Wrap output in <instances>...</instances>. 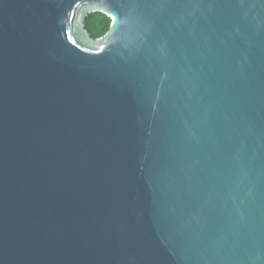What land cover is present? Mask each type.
<instances>
[{
	"label": "water",
	"instance_id": "1",
	"mask_svg": "<svg viewBox=\"0 0 264 264\" xmlns=\"http://www.w3.org/2000/svg\"><path fill=\"white\" fill-rule=\"evenodd\" d=\"M0 264H264V0H0Z\"/></svg>",
	"mask_w": 264,
	"mask_h": 264
},
{
	"label": "trees",
	"instance_id": "2",
	"mask_svg": "<svg viewBox=\"0 0 264 264\" xmlns=\"http://www.w3.org/2000/svg\"><path fill=\"white\" fill-rule=\"evenodd\" d=\"M112 20L104 14L93 13L87 19V29L92 38L103 37L110 29Z\"/></svg>",
	"mask_w": 264,
	"mask_h": 264
}]
</instances>
